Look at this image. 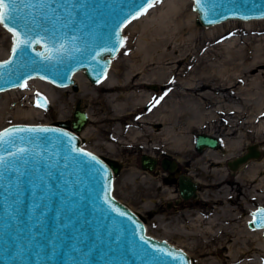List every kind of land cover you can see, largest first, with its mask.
I'll return each instance as SVG.
<instances>
[{
    "label": "rangeland",
    "instance_id": "1",
    "mask_svg": "<svg viewBox=\"0 0 264 264\" xmlns=\"http://www.w3.org/2000/svg\"><path fill=\"white\" fill-rule=\"evenodd\" d=\"M169 1L154 2L146 13L127 23L121 47L112 58V61L116 58V65H121L120 79L125 78L124 71L128 68L140 70L143 64L146 66L144 78L132 81L139 82L137 86L110 91L141 95L140 100L138 96L132 98V107L121 100L107 102L104 110L109 112L97 122L89 119L91 105L87 95L96 93L92 91L95 84L89 79L83 87L75 80L76 89L71 85L59 86L61 90L48 99V108L38 107L37 89L26 83L17 88H22L20 91L15 88L0 91V129L12 123L70 119L79 103L88 115L85 126L79 130L81 145L121 164L114 176L113 195L141 215L147 234L181 247L191 256L193 264H264V239L245 223L255 207L264 205V168L257 169L256 181L249 177L255 166L264 163V17L249 20L253 21L250 27L246 25L249 21L237 18L212 26L199 25L194 16L192 25L196 30L187 29L177 38L170 32L162 33L161 9H166ZM185 1L188 9L197 15L191 0ZM220 24H223L221 31L210 33V27ZM11 42V33L0 24V60L9 54ZM112 61L109 73L114 71L116 76L118 69L113 68ZM154 98L159 103L153 107ZM64 99L69 106L65 116L59 117V106ZM33 107L40 110L32 111L29 117L13 116ZM171 116L175 117L173 122L181 132L182 141L189 145L186 152H181L176 143H170L169 132L163 130L160 117L171 121ZM139 120L144 123H138ZM199 132L218 136L220 146L198 151L194 138ZM224 141L231 145L226 148ZM251 142L262 148L261 156L230 169L227 161ZM142 153L158 158L153 170L141 168ZM164 156L178 161L173 173L175 179L160 165ZM180 173L198 181L197 196L187 200L180 197L177 185ZM261 178L263 183L257 189L255 186ZM169 191L172 192L167 196ZM226 209L231 213H225ZM199 213H203V224L214 219L209 234L185 226ZM225 216L230 218L224 220ZM241 229L251 234L236 236L234 230ZM235 236H239L236 242ZM199 245L205 250L210 246V252H196Z\"/></svg>",
    "mask_w": 264,
    "mask_h": 264
},
{
    "label": "water",
    "instance_id": "2",
    "mask_svg": "<svg viewBox=\"0 0 264 264\" xmlns=\"http://www.w3.org/2000/svg\"><path fill=\"white\" fill-rule=\"evenodd\" d=\"M191 2L199 25L264 17V0ZM145 4L146 0H57L52 5L56 13H48L38 3L17 4V19L8 27L20 35L9 31L12 44L8 56L0 60L4 65L0 91L22 86L33 77L76 89L73 74L77 70L92 83L101 81L121 47L124 27ZM27 27L32 28V42L24 55L14 56L12 49L21 44ZM35 102L50 106L41 93ZM87 120V113L76 103L70 119L12 123L0 129L4 138L0 157L5 158L0 165V264H193L181 247L147 234L141 215L113 195L114 176L121 164L81 145L79 130ZM220 144L219 137L204 132L194 138L198 151ZM82 152L95 156L102 168ZM262 152L256 142L248 143L227 164L235 170ZM157 163L154 155L140 156L143 169L153 170ZM160 165L176 172L174 158L164 156ZM177 185L182 199L197 195L198 184L187 174H177ZM262 210L264 205L254 208L247 225L262 228L264 235Z\"/></svg>",
    "mask_w": 264,
    "mask_h": 264
},
{
    "label": "bare ground",
    "instance_id": "3",
    "mask_svg": "<svg viewBox=\"0 0 264 264\" xmlns=\"http://www.w3.org/2000/svg\"><path fill=\"white\" fill-rule=\"evenodd\" d=\"M158 4V3H156ZM196 11V10H195ZM161 19H162V33L163 34H166V33H171V34H174V37L177 36V38L179 36H181V34L186 31L187 29H190V30H196V28L193 27L192 25V21L194 20V18L197 16L195 15V13L191 12L189 9H188V6H187V3L185 0H170L168 2V4L166 5V9H161V14H160ZM195 16V17H194ZM243 20H246V21H249L251 19H243ZM219 24V23H217ZM215 25V24H214ZM223 24H220V25H216V26H213V27H210L209 29H211V32L209 30L210 33L212 32H217V31H221V29L223 28L222 26ZM247 26H250L252 27L253 25V21H249L247 22L246 24ZM209 26H212V25H209ZM9 53V52H8ZM136 55V54H135ZM139 55V54H137ZM116 61V58L112 61L113 64V68H117L118 67H121V65H116L115 63ZM150 61V60H149ZM155 62V61H154ZM147 63V62H146ZM116 65V66H115ZM112 66V64L110 65ZM133 67H130L128 68L127 72L124 71V77L123 79H120L121 77H118V72H120L122 69L119 68L118 71L115 70L117 72V75L114 76V71L110 72V69L108 70V73L107 76L102 79L101 81H98L97 83H94L95 85L92 86V91H95L96 93L93 94V93H89L87 95V102L90 103L91 107L89 109V119L90 120H95V121H101L103 119H105V115L108 114V110H104L106 109V106H107V102L112 104L113 101L115 100H121V101H125V105L126 103L129 104L131 107L134 105L133 104V101L132 98L138 96L139 100L141 99V95H133V96H130L129 93L125 94V95H122V94H115V93H111L110 91H113V90H116V89H123V88H128L130 86H137L138 83H133L132 81L135 79V80H138V79H143L144 76H145V72H146V66L145 64L142 65V67H140V70H138L139 68H134L132 69ZM114 70V69H113ZM73 77L74 79L80 84L82 85V87L86 84H88V78L87 76L85 77L84 74H83V71L82 70H77L74 74H73ZM38 77H33V78H29L25 83L24 85L27 83V86L28 87H33L34 89L36 88L37 91L36 93H41L43 94L47 99H50L51 100V95L54 93V92H57L59 90H61V88H59V86H55L53 85L54 83H52L51 81H48V80H45V79H42V78H38ZM170 78L166 81L168 84L170 83ZM42 79V80H41ZM125 79H126V83L123 84L125 82ZM44 80V81H43ZM140 81V80H138ZM142 81V80H141ZM165 82V83H166ZM97 84V85H96ZM173 84V83H172ZM22 85V86H24ZM171 85V84H170ZM22 86H18V87H22ZM18 87H14L16 90H22L21 89H17ZM13 89V88H12ZM129 89V88H128ZM10 90V89H9ZM16 90H12V92H16ZM7 91V90H6ZM35 93V94H36ZM59 93H63V92H59ZM184 96V95H183ZM69 106V102L64 99L62 100L60 106H59V111H60V115L59 117H63L65 116V111L66 109L68 108ZM112 105H110L111 107ZM120 106V105H119ZM39 107V106H38ZM130 107V108H131ZM40 108L38 110H36L34 107L33 108H30L29 110H22L18 113H15V115H13L14 117H29V115L32 113V111H39ZM33 117V116H32ZM167 117V115H166ZM61 119V118H60ZM111 119H115V118H111ZM159 119V118H158ZM62 120V119H61ZM160 120L163 122L164 124V131H167L169 132V136L167 135V137L170 139V143H176V146H178V148L180 149L181 152H186L187 151V143L183 142L182 141V135H181V132L179 131L178 129V126L173 122L175 120V117L171 116V121H167V119L164 117H160ZM159 120V121H160ZM160 121V122H161ZM138 123H144L143 120H139L137 121ZM173 122V123H172ZM146 125V124H145ZM168 126V127H166ZM86 129V128H85ZM88 129V128H87ZM139 134V133H138ZM80 136V135H79ZM218 137V136H217ZM81 138V137H80ZM167 138V139H168ZM84 139V138H83ZM82 140V139H81ZM225 142V147L228 148L229 145L231 144H228L226 141ZM238 142V141H237ZM189 146V145H188ZM259 146V144H258ZM232 147V146H231ZM209 149V147H207ZM207 148H204V149H207ZM233 148V147H232ZM260 148V146H259ZM226 150V149H225ZM225 150L223 152H225ZM219 153V152H218ZM181 158V157H180ZM183 159V158H182ZM217 161V160H215ZM221 162V160H219ZM213 163V162H212ZM177 166H178V161H177ZM215 166V165H214ZM264 168V163L262 164H258V166H255V168L253 169L252 173L250 174V179H252L251 181H256L254 180L256 176V172L258 168ZM261 168V169H262ZM195 169V168H194ZM198 169V168H197ZM259 170V169H258ZM207 173V172H206ZM188 175V174H187ZM189 176V175H188ZM190 178L192 179V176H190ZM222 179V178H221ZM194 180V179H193ZM260 181L257 183V185L255 186L256 188H260L261 186V182L263 183V178L259 179ZM196 181V180H194ZM197 184H198V181H196ZM215 183H210L209 185H214ZM215 186V185H214ZM257 188V189H258ZM247 191V190H246ZM172 191H169L168 193H166L167 196L170 195ZM198 195V193H197ZM196 195V196H197ZM225 211V213H231V211L229 209H226V210H223ZM224 213V214H225ZM202 216V218H201ZM194 219H192L193 221L190 222L189 224H185V226H187V228L189 227H192V229L195 230V228L197 229V231L201 232L202 234H205V233H210L211 230L213 229V226L215 225V223L213 222L214 219H210L209 221H206L204 222V224L202 223L203 221V213H199L197 217H193ZM230 218V216H229ZM227 216H225V219L224 220H228L229 219ZM250 219V214L248 215V218H246V221L245 223H247ZM201 226H199L198 225ZM202 223V224H200ZM206 223V226L204 227ZM217 224V223H216ZM231 224V223H230ZM235 225V224H234ZM200 227V228H199ZM219 227V226H218ZM220 228H223L220 227ZM238 228V227H237ZM253 230H257L255 232L259 233V238L260 239H264V235H263V229L262 228H251ZM222 231V230H221ZM235 231V235H239V236H244L245 234H247V236H249L251 233H249L250 231L249 230H246V229H241V230H234ZM227 232H230V231H227ZM208 233V234H209ZM226 234V233H225ZM253 234V233H252ZM256 234V233H255ZM201 235V234H200ZM211 235V234H210ZM216 236V235H215ZM235 236V239L234 241L236 242L239 238ZM212 237V236H211ZM226 237V235H225ZM202 239V238H201ZM205 240V239H204ZM203 241V240H202ZM200 241V242H202ZM231 241V240H230ZM205 242V241H204ZM207 242V241H206ZM254 244V242H253ZM208 245V244H206ZM209 248L207 250H205L204 248L201 247V245H199V248H197V251L196 252H200V253H207V251L210 252L211 248L210 246H208ZM215 250V249H214ZM199 253V254H200Z\"/></svg>",
    "mask_w": 264,
    "mask_h": 264
},
{
    "label": "snow or ice",
    "instance_id": "4",
    "mask_svg": "<svg viewBox=\"0 0 264 264\" xmlns=\"http://www.w3.org/2000/svg\"><path fill=\"white\" fill-rule=\"evenodd\" d=\"M155 2H158V0H155ZM196 4H201L202 0H195ZM39 4V6L43 8L48 9V13H56L57 9L53 8L52 5H55L57 3V0H0V24H3L5 27L8 28V31L13 32V35L16 37H19L20 33L14 31L13 28L8 27V23L13 22L17 19V16L15 13L18 11L16 5H26V6H35L36 4ZM154 5V0H146V4L142 5L139 9V14H144L147 12L149 8H151ZM45 19L50 18L48 15H44ZM133 19L137 18L136 14H133ZM31 24H36V20H31ZM44 31H47V29H44ZM33 39L32 36V28L27 27L26 32L24 33V39L21 41V44L17 45L12 49L13 55H24L26 53L27 47L31 44ZM8 63H11L10 61ZM0 67H4V65H0ZM162 99V97L160 98ZM155 103L152 105L153 107L155 104L159 103V99L154 98ZM18 131H42V132H48V131H54L53 129H19ZM11 135V134H9ZM62 135H67L66 133H62ZM4 142V138L2 135H0V143ZM74 151H82V150H76ZM84 156L90 157L92 161H94L97 165H101V162L93 156L91 153L82 152ZM5 163V158L0 157V165H3ZM262 215H264V210H262ZM120 215H123V213H120ZM255 215V214H254ZM255 222V221H254ZM171 255V253H169ZM173 259H180V257H173Z\"/></svg>",
    "mask_w": 264,
    "mask_h": 264
},
{
    "label": "flooded vegetation",
    "instance_id": "5",
    "mask_svg": "<svg viewBox=\"0 0 264 264\" xmlns=\"http://www.w3.org/2000/svg\"><path fill=\"white\" fill-rule=\"evenodd\" d=\"M170 178L175 179L173 173H170Z\"/></svg>",
    "mask_w": 264,
    "mask_h": 264
}]
</instances>
